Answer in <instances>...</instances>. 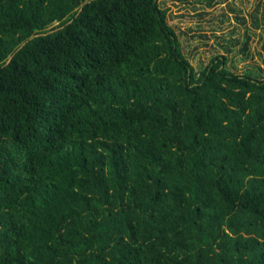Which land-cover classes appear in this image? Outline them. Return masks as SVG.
<instances>
[{"label":"trees","instance_id":"16d2710c","mask_svg":"<svg viewBox=\"0 0 264 264\" xmlns=\"http://www.w3.org/2000/svg\"><path fill=\"white\" fill-rule=\"evenodd\" d=\"M226 61L160 0H0V264H264V79Z\"/></svg>","mask_w":264,"mask_h":264},{"label":"rangeland","instance_id":"374dc122","mask_svg":"<svg viewBox=\"0 0 264 264\" xmlns=\"http://www.w3.org/2000/svg\"><path fill=\"white\" fill-rule=\"evenodd\" d=\"M160 5L197 73L225 55L231 71L264 79V0H160Z\"/></svg>","mask_w":264,"mask_h":264}]
</instances>
